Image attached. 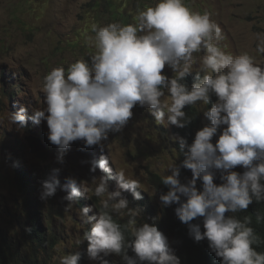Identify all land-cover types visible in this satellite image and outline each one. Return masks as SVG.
Instances as JSON below:
<instances>
[{
  "label": "clouds",
  "instance_id": "clouds-1",
  "mask_svg": "<svg viewBox=\"0 0 264 264\" xmlns=\"http://www.w3.org/2000/svg\"><path fill=\"white\" fill-rule=\"evenodd\" d=\"M136 19L137 24H92L94 35L86 40L95 47V54L76 60L67 70L55 67L44 76L46 107L20 105L9 113V123L17 130L27 128L29 122H46L47 139L56 147L55 162L61 166L73 142L83 141L85 148L100 150L99 159L81 164H89L91 173L97 169L103 173L91 178L96 185L94 195L102 198V210L89 215L92 208L83 206L84 199H90L87 181L69 176L62 184L60 167L40 181L39 198L46 202L62 191L66 193L62 197L67 201L65 211L82 199L79 215L91 227L77 244L87 242L86 255L94 264H115L114 255L122 264H181L167 233L155 224L136 220L141 209H129L122 193L128 192L136 202L143 200L141 184L127 178L123 169L114 170L105 148L109 134L123 131L137 105L147 108L156 124L165 125L166 117L167 123L184 129L191 122L185 107L201 102L211 105L203 111L210 123L198 127L191 144L184 136L171 138L178 142L184 159L168 167L169 175L156 173L167 191H156L160 204L154 205H176L174 214L187 226L188 236L196 243L206 239L220 264H264V252L252 246L257 236L248 218L226 215L264 200V67L248 52L235 56L226 52L220 46L224 34L211 14L193 11L185 0H158L155 6L139 11ZM255 36V51L264 54V33ZM166 66L172 76L165 73ZM193 73L189 87L185 80ZM166 93L170 100L163 99ZM30 139L39 140L42 149L33 153ZM27 143L33 154L45 150L46 157L49 153L43 136L29 137ZM238 166L243 172L233 170ZM182 168L192 173L186 182L180 179ZM217 173L220 184L214 183ZM111 180L116 181V191H109ZM124 210H128V223L113 217L123 215ZM116 221L131 228L132 239H126L128 227ZM86 255L80 251L65 254L59 264H80L81 259L85 264Z\"/></svg>",
  "mask_w": 264,
  "mask_h": 264
},
{
  "label": "rangeland",
  "instance_id": "rangeland-1",
  "mask_svg": "<svg viewBox=\"0 0 264 264\" xmlns=\"http://www.w3.org/2000/svg\"><path fill=\"white\" fill-rule=\"evenodd\" d=\"M97 0H0V233L4 235L16 234L19 214L20 194L17 188L15 171L24 175L23 171L31 173L28 185L37 187L39 196L40 181L45 179L53 168L60 167L61 183L69 176H76L87 181L90 199L83 203L91 207L92 215L102 210V198L94 195L95 184L91 182L93 175L103 173L99 169L95 173L89 171V164H81L82 160L99 159L98 147L85 148L83 141L73 142L65 156L64 165L55 162L56 147L47 140L46 122L33 125L29 122L25 129L17 130L9 123L8 116L17 111L20 105L30 108H44L43 78L55 67H67L78 59H88L95 54L96 49L90 45L86 37L94 35L92 24L103 26L117 19L104 17L89 7ZM124 20L130 24H137L138 12L149 6H155L158 0H116ZM193 11L208 12L211 18L221 27L224 40L220 46L231 54L240 55L248 52L255 57L256 63L264 67V54H257L256 33H264V0H185ZM107 19V23H106ZM200 56L203 53L199 54ZM198 65L194 66V71ZM165 73L172 76V71L165 67ZM16 83H19L17 85ZM16 90V91H15ZM14 95H13V93ZM163 99L170 98L166 96ZM212 102L217 99L212 96ZM200 106L201 129L210 123L203 116V111L211 107ZM133 117L122 132L109 134V141L105 153L111 157L110 166L114 170L123 169L127 178L136 179L141 184L143 200L152 204H160L159 194L149 182L150 173L160 176L169 175L168 167L179 164L178 154L171 139L174 136V125L167 123L158 125L147 108L139 105L133 108ZM198 129V130H199ZM43 136L50 145L47 156L40 153L33 154L28 147V138ZM218 137H216L217 139ZM215 139V141H216ZM10 157V158H9ZM18 161V164L14 162ZM241 167L233 170L240 172ZM192 174L184 182L191 179ZM37 178V180H35ZM18 177V181H21ZM116 181H109V191H116ZM34 192V191H33ZM66 193L58 191L48 201H43L44 209L51 212H61L53 217L58 225L62 238L56 249L50 252L52 262L59 264V257L84 252L86 255L87 242L81 245L77 240L82 238L83 232L90 229V225L82 223L77 203L69 211H65L67 201L62 197ZM122 195L129 201V209H141L138 202H134L128 192ZM143 209L136 217L144 223ZM124 223H128V210L124 214H113ZM50 222L49 226L53 223ZM170 243V241H169ZM109 257V256H108ZM108 257H105L106 259ZM85 264H94L87 255Z\"/></svg>",
  "mask_w": 264,
  "mask_h": 264
},
{
  "label": "trees",
  "instance_id": "trees-1",
  "mask_svg": "<svg viewBox=\"0 0 264 264\" xmlns=\"http://www.w3.org/2000/svg\"><path fill=\"white\" fill-rule=\"evenodd\" d=\"M89 7L104 15V17H108V21L110 19L115 20L116 18L117 21L120 20L126 24H130L128 20H124L123 15L120 16L121 13L116 0H97V2L90 4ZM194 75L195 73L189 75L185 80V83L189 87L194 82ZM184 111L191 118V122L184 129L173 128V132L174 136L186 137L188 143L191 144L200 124V106H186ZM174 142V149L178 154L180 163L184 159V156L179 153L178 142ZM41 154L44 156L46 152ZM243 170V168L240 169V172H243ZM15 173L17 175L16 184L19 196L21 197L19 201V214L22 220H17L16 234L4 235L0 233V264H58L52 262L50 252L62 241L58 225H55L53 221V217L60 216L61 212L56 210L51 212L49 209H44L43 213V205L45 204L37 195L38 186L28 185L30 173L25 175L17 171ZM190 174H192L190 170L182 168L181 182H184L185 178ZM18 177L22 180L18 181ZM149 182L158 193L167 191V187L162 184V178L156 173L149 174ZM214 183H221L219 173H217ZM197 187L200 188L199 181L197 182ZM133 200L134 202L137 201ZM82 202V199L77 202L80 208L82 207ZM138 203L141 209L144 210L142 214L144 221L149 224H155L158 230L162 229L171 237L172 249L175 255L179 257L181 264H220V260L210 252L206 239L196 243L188 236L187 226L181 223L174 214L176 205L163 208L161 205L149 204V202L144 200H139ZM226 215H234L240 220H244L247 217L249 226L254 229V233L257 236V240L252 246L258 252H264V200L260 202L254 201L245 211L226 213ZM202 220V217L198 218V221L201 222V230L203 231ZM52 221L53 223L49 226ZM116 222L121 224L122 227H128L119 221ZM195 222L197 220L193 221V223ZM139 223L141 224L142 220ZM125 236L126 239H132L130 227L125 232ZM129 255H132L130 250ZM114 257L115 264H122L120 257L115 255ZM80 264H82V259ZM109 264L112 263L109 262Z\"/></svg>",
  "mask_w": 264,
  "mask_h": 264
},
{
  "label": "water",
  "instance_id": "water-1",
  "mask_svg": "<svg viewBox=\"0 0 264 264\" xmlns=\"http://www.w3.org/2000/svg\"><path fill=\"white\" fill-rule=\"evenodd\" d=\"M29 147L33 153L38 152L42 149V144L39 140L30 139Z\"/></svg>",
  "mask_w": 264,
  "mask_h": 264
},
{
  "label": "bare ground",
  "instance_id": "bare-ground-1",
  "mask_svg": "<svg viewBox=\"0 0 264 264\" xmlns=\"http://www.w3.org/2000/svg\"><path fill=\"white\" fill-rule=\"evenodd\" d=\"M41 140V139H40ZM48 140V139H47Z\"/></svg>",
  "mask_w": 264,
  "mask_h": 264
}]
</instances>
